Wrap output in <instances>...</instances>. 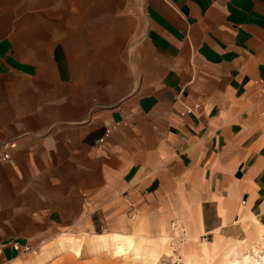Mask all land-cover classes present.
<instances>
[{"label": "crops", "instance_id": "1", "mask_svg": "<svg viewBox=\"0 0 264 264\" xmlns=\"http://www.w3.org/2000/svg\"><path fill=\"white\" fill-rule=\"evenodd\" d=\"M142 7L158 59L126 96L79 121L0 129V154L17 140L0 161V264L21 256L15 242L40 249L132 220L154 233L264 231V0Z\"/></svg>", "mask_w": 264, "mask_h": 264}, {"label": "rangeland", "instance_id": "2", "mask_svg": "<svg viewBox=\"0 0 264 264\" xmlns=\"http://www.w3.org/2000/svg\"><path fill=\"white\" fill-rule=\"evenodd\" d=\"M143 3L0 0V129L19 116L79 121L126 96L158 59ZM263 237L254 225L238 236H198L154 233L132 220L57 235L11 264H251L242 255Z\"/></svg>", "mask_w": 264, "mask_h": 264}, {"label": "built area", "instance_id": "3", "mask_svg": "<svg viewBox=\"0 0 264 264\" xmlns=\"http://www.w3.org/2000/svg\"><path fill=\"white\" fill-rule=\"evenodd\" d=\"M17 147V140L16 139H10L7 140L4 145V152L2 154H0V161H6L9 160L11 158V150ZM174 232H176L177 234H183V229L181 228V226L178 223H173L172 224ZM262 245V246H261ZM14 248L21 251V252H25V253H33L36 254L39 250L38 247H33L30 244H20L18 242H15L13 244ZM255 247H257V251L259 250L258 254H261L264 252V237L262 239L261 244H256L254 245ZM256 251V252H257Z\"/></svg>", "mask_w": 264, "mask_h": 264}, {"label": "bare ground", "instance_id": "4", "mask_svg": "<svg viewBox=\"0 0 264 264\" xmlns=\"http://www.w3.org/2000/svg\"><path fill=\"white\" fill-rule=\"evenodd\" d=\"M261 244V243H260ZM262 246V245H261ZM117 250H118V252H123L124 251V248H123V246L122 245H118L117 246ZM257 247H253L252 249H251V255H245L244 256V258H245V260L246 261H249V263H251L252 262V260L254 261V263H256V264H261V262L263 261L264 262V252L263 253H261V254H258V252H259V250L257 251ZM123 253H125V252H123ZM253 262L251 263V264H254Z\"/></svg>", "mask_w": 264, "mask_h": 264}]
</instances>
